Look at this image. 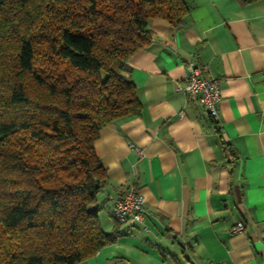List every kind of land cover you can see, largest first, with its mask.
<instances>
[{
	"label": "crops",
	"instance_id": "0c3cea01",
	"mask_svg": "<svg viewBox=\"0 0 264 264\" xmlns=\"http://www.w3.org/2000/svg\"><path fill=\"white\" fill-rule=\"evenodd\" d=\"M188 1L180 28L149 19L152 43L122 70L142 112L95 144L109 173L93 204L103 229L116 224L105 197L131 185L145 226L121 224L117 242L78 264H264V0ZM190 61L219 80L218 126L177 89Z\"/></svg>",
	"mask_w": 264,
	"mask_h": 264
},
{
	"label": "trees",
	"instance_id": "16d2710c",
	"mask_svg": "<svg viewBox=\"0 0 264 264\" xmlns=\"http://www.w3.org/2000/svg\"><path fill=\"white\" fill-rule=\"evenodd\" d=\"M191 7L0 0V264H78L117 242L121 223L105 231L93 208L109 178L95 144L142 112L122 70L152 43L149 19L180 28Z\"/></svg>",
	"mask_w": 264,
	"mask_h": 264
},
{
	"label": "built area",
	"instance_id": "2783aa9c",
	"mask_svg": "<svg viewBox=\"0 0 264 264\" xmlns=\"http://www.w3.org/2000/svg\"><path fill=\"white\" fill-rule=\"evenodd\" d=\"M177 89L188 98L198 101L208 115L218 118V106L222 96L219 80L205 74L203 66L190 61L184 82L178 83ZM136 150L142 153L141 149ZM105 202L111 206L112 214L119 223L145 226V196L136 186H129L119 196L107 195ZM244 228V223L240 221L235 226V231L242 232Z\"/></svg>",
	"mask_w": 264,
	"mask_h": 264
}]
</instances>
